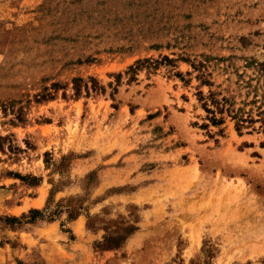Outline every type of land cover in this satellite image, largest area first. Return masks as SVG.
I'll return each mask as SVG.
<instances>
[{"label": "rangeland", "instance_id": "obj_1", "mask_svg": "<svg viewBox=\"0 0 264 264\" xmlns=\"http://www.w3.org/2000/svg\"><path fill=\"white\" fill-rule=\"evenodd\" d=\"M0 264H264V0H0Z\"/></svg>", "mask_w": 264, "mask_h": 264}, {"label": "trees", "instance_id": "obj_2", "mask_svg": "<svg viewBox=\"0 0 264 264\" xmlns=\"http://www.w3.org/2000/svg\"><path fill=\"white\" fill-rule=\"evenodd\" d=\"M74 81H77V79H75ZM214 121H216V118H214ZM242 123H245V121L244 120L238 121V124H237L238 130H240V127H243L242 125H244V124H242ZM33 213L34 214H38L39 212L38 211H34Z\"/></svg>", "mask_w": 264, "mask_h": 264}]
</instances>
